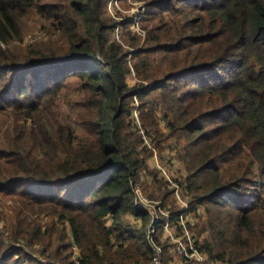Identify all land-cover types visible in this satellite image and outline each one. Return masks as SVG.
Returning <instances> with one entry per match:
<instances>
[{
    "label": "trees",
    "instance_id": "trees-1",
    "mask_svg": "<svg viewBox=\"0 0 264 264\" xmlns=\"http://www.w3.org/2000/svg\"><path fill=\"white\" fill-rule=\"evenodd\" d=\"M47 1L0 0V43L21 38V18L30 12L53 20L65 41V48L38 46L0 56V189L16 186L13 192H25L32 204L58 207L54 215L69 226L80 264H148L159 241L148 234L150 213L136 200L139 163L127 129L134 97L140 109L155 92L184 114L188 136L199 134L184 157V181L175 178L192 195L189 207L171 211L169 219L179 224L203 207L206 221L197 236H207L194 243L204 262L264 264V219L256 217L257 211L264 215V0L164 6L165 14L180 19H171L160 35L147 29L145 40L154 45L133 51L132 66L110 39L114 25L100 21L103 0ZM143 1L159 8L165 0ZM132 68L139 84L130 87ZM176 74L190 87H171ZM72 76L76 85L69 91ZM64 102L78 110L76 117L62 113ZM69 121L79 123L82 133ZM86 220L104 229L97 248L83 240ZM5 221L11 228V215ZM42 236L39 230L33 239ZM108 237L117 242L118 259L107 255Z\"/></svg>",
    "mask_w": 264,
    "mask_h": 264
},
{
    "label": "rangeland",
    "instance_id": "rangeland-1",
    "mask_svg": "<svg viewBox=\"0 0 264 264\" xmlns=\"http://www.w3.org/2000/svg\"><path fill=\"white\" fill-rule=\"evenodd\" d=\"M181 2L182 0H165L161 5L158 4L159 8L157 4H153L149 8V6H145L146 2L143 0H103L102 7L99 9V17L104 25H114L110 39L117 43L124 53L128 54V62L132 66L134 60L131 59V54L133 51L152 48L154 45L152 41L145 40L147 29H152L157 35H160V31H165V27L170 26L171 19H180L175 12L174 14H165L161 9L164 6L166 8L178 6ZM46 3H57L58 5L63 4V1L48 0ZM69 23L68 21L67 24ZM20 25L21 38L12 39L8 45L0 43V51H3L0 56L7 54L6 51L18 53L38 46L62 47L65 44V41L59 40L61 32L56 30V23L53 20L41 18L34 12H30L21 18ZM105 31L106 29L102 30L101 34ZM56 44L57 46H55ZM158 66L159 61L154 64L156 69ZM165 75L167 72L159 74L156 79L163 80ZM179 75L171 76L177 77V80L168 82L170 86L173 87L180 83L181 89L190 87ZM126 81L130 87L139 84L133 68L131 73L127 74ZM69 82V91H71L76 85L75 77L72 76ZM167 94L169 95V93ZM75 97L72 94L69 100L72 102ZM134 99L132 102L134 108L128 117L132 128L130 126L127 131L132 146L131 156L139 163L135 178L136 200L150 213V224L156 226L153 233L159 241L157 248L160 251L157 258L161 264H184L181 257L173 252L174 238L184 240V229H186L194 240L202 241L207 236V232L201 233L199 237L197 233L200 227L205 225L206 211L203 207H199L195 212L180 217L179 224L182 223L184 229L179 230L177 228L179 224L169 219L168 213L189 207L192 195L182 189L178 183L179 198H177L171 192L172 188L168 181L155 165L157 162L164 168L169 166L176 168L177 172L172 178L175 180L176 177H179L181 181H184L187 174L184 168V157L190 152L189 144L196 141L199 134L188 136V129L191 125L184 122V114L175 108L170 100L161 102L160 97L153 92L145 98V102L139 109L142 102L136 97ZM61 110L64 115L71 117H76L78 113L77 109L71 110L65 102L61 105ZM164 114L167 115L164 116ZM207 121L209 120L207 119ZM69 123L77 133H82L79 123L74 124L71 121ZM246 187H249V184ZM15 188L16 186H7V188L0 189V258L5 255L0 259L1 264H80V249L71 239L69 226L61 224L54 215L55 210L58 212L59 208L53 204H32L29 197L25 196V192L22 191V195L14 193ZM10 215L13 222L12 227L6 228L5 219ZM256 217L264 219L263 212L257 211ZM26 219H30L32 224L29 225ZM167 219L170 225L168 231L164 230V223ZM129 220L131 223L135 221L132 217ZM83 221L85 220L83 219ZM84 224L86 239L83 240L85 244L92 245L93 248L96 244V248L99 247L97 240L105 238L103 227H97L89 220H86ZM108 224L109 222L105 223V225ZM149 228L150 225H148L147 232L152 234L149 232ZM25 229H27L26 232L20 233ZM39 230L43 233L41 240L33 239ZM130 231L139 233L133 228H130ZM108 239L111 247L107 251V255L118 259L119 256L114 254L117 242L113 237H108ZM29 242L32 247L26 248L25 245ZM130 243L126 241L125 245H130ZM14 252L17 254L12 256ZM88 252L89 250L86 251V253ZM155 255L156 252L153 257ZM153 257L148 264H153ZM126 264H128L127 261ZM203 264L216 263L208 259Z\"/></svg>",
    "mask_w": 264,
    "mask_h": 264
},
{
    "label": "built area",
    "instance_id": "built-area-1",
    "mask_svg": "<svg viewBox=\"0 0 264 264\" xmlns=\"http://www.w3.org/2000/svg\"><path fill=\"white\" fill-rule=\"evenodd\" d=\"M156 160V159H155ZM157 167L160 169L162 175L166 178L169 185L171 187H174V195L179 198L178 190L179 186L178 183L172 178V176L177 172V169L172 167L170 169H166L159 165V163L156 162ZM182 229H184V225L181 223ZM155 225L150 224L149 232L153 233L155 230ZM170 225L168 219L164 223V230H169ZM184 236L185 239L182 240L181 238H174V247L173 251L176 255L179 257L184 258L185 260L193 261L197 264H203L205 260V256L203 253H201L198 248L196 247L194 243V238L192 235H189L186 229H184ZM160 249L155 247L156 255L153 257V264H161L160 260L157 258V255L159 254Z\"/></svg>",
    "mask_w": 264,
    "mask_h": 264
}]
</instances>
